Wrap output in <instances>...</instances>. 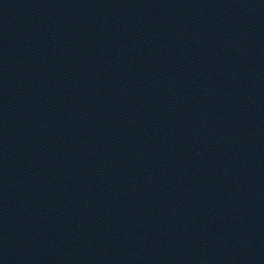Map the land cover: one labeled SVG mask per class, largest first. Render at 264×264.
Wrapping results in <instances>:
<instances>
[{
  "label": "water",
  "instance_id": "95a60500",
  "mask_svg": "<svg viewBox=\"0 0 264 264\" xmlns=\"http://www.w3.org/2000/svg\"><path fill=\"white\" fill-rule=\"evenodd\" d=\"M0 264H264V0H0Z\"/></svg>",
  "mask_w": 264,
  "mask_h": 264
}]
</instances>
